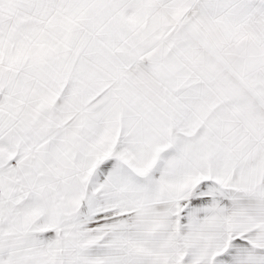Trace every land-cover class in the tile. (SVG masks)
I'll list each match as a JSON object with an SVG mask.
<instances>
[{
  "label": "snow or ice",
  "instance_id": "1",
  "mask_svg": "<svg viewBox=\"0 0 264 264\" xmlns=\"http://www.w3.org/2000/svg\"><path fill=\"white\" fill-rule=\"evenodd\" d=\"M0 264H264V0H0Z\"/></svg>",
  "mask_w": 264,
  "mask_h": 264
}]
</instances>
